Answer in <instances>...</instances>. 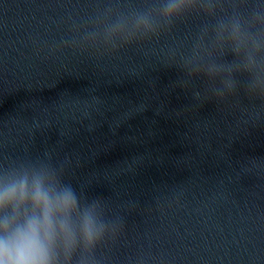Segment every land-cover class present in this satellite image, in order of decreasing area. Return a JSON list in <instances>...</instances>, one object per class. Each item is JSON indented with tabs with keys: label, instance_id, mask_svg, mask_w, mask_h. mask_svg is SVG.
Here are the masks:
<instances>
[{
	"label": "water",
	"instance_id": "95a60500",
	"mask_svg": "<svg viewBox=\"0 0 264 264\" xmlns=\"http://www.w3.org/2000/svg\"><path fill=\"white\" fill-rule=\"evenodd\" d=\"M159 4L0 0V170L95 205L104 236L68 264H264V0L107 34Z\"/></svg>",
	"mask_w": 264,
	"mask_h": 264
},
{
	"label": "clouds",
	"instance_id": "9594fccd",
	"mask_svg": "<svg viewBox=\"0 0 264 264\" xmlns=\"http://www.w3.org/2000/svg\"><path fill=\"white\" fill-rule=\"evenodd\" d=\"M218 4L219 0H160L159 7L131 13L130 26L121 17L106 24L105 30L109 36L124 33L126 28L130 29L128 35L147 33L154 31L153 12L171 21L197 8L214 14ZM225 27L221 21L219 28ZM230 36L237 50L248 43L238 19L231 21ZM252 45L253 49L260 47L256 40ZM249 60L254 63L251 54ZM104 232L95 205L81 209L77 190L62 184L55 172L0 170V264H61V257L68 264L80 245L94 248Z\"/></svg>",
	"mask_w": 264,
	"mask_h": 264
}]
</instances>
